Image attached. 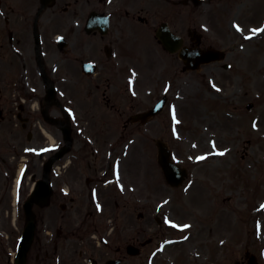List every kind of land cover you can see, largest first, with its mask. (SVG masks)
I'll return each instance as SVG.
<instances>
[{"label": "flooded vegetation", "instance_id": "flooded-vegetation-1", "mask_svg": "<svg viewBox=\"0 0 264 264\" xmlns=\"http://www.w3.org/2000/svg\"><path fill=\"white\" fill-rule=\"evenodd\" d=\"M197 9L192 0H0L3 264H14L25 205L43 180L53 192L45 206L33 200L37 225L26 264H161L168 238L175 242L165 246L166 264H192L186 249L204 239L199 231L130 223L125 155L100 148H136L131 168L142 169L139 148L145 138H160L162 113L147 121L131 117L155 106L159 83L128 76L129 54L136 56L162 23L184 35L186 45L212 46L202 37L198 45L187 42L185 35L196 37L200 27L192 17ZM141 88L152 92L148 103L136 96ZM69 132L71 149L58 156Z\"/></svg>", "mask_w": 264, "mask_h": 264}, {"label": "rangeland", "instance_id": "rangeland-1", "mask_svg": "<svg viewBox=\"0 0 264 264\" xmlns=\"http://www.w3.org/2000/svg\"><path fill=\"white\" fill-rule=\"evenodd\" d=\"M217 1L206 2L192 17L198 19L207 43L226 51L225 60L183 72L178 57L150 46L133 56L128 66L130 76L156 78L160 97L167 94L173 101L161 114L156 136L168 139L173 158L190 172L185 183L173 189L165 183L152 139L145 138L139 148L141 170L131 168L130 152L136 148L126 147L129 154L122 161L129 168L125 173L129 222L157 223L158 215L163 223H191V230L204 238L186 249L192 264H233L247 252L264 264V0H249L248 7H240L244 0H228L222 10ZM210 8L220 21L217 24L214 16L212 28L211 16L204 12ZM203 23L209 28H201ZM170 70L172 75H167ZM139 93L148 103L145 90ZM250 102L252 109L247 108ZM100 149L107 155L124 147ZM133 164L138 166L137 158ZM133 208L135 217H131ZM140 211L145 213L143 219L137 218ZM169 255L164 250L161 264Z\"/></svg>", "mask_w": 264, "mask_h": 264}, {"label": "water", "instance_id": "water-1", "mask_svg": "<svg viewBox=\"0 0 264 264\" xmlns=\"http://www.w3.org/2000/svg\"><path fill=\"white\" fill-rule=\"evenodd\" d=\"M158 36L160 37L161 42L164 44L165 48L171 51H176L180 47V44L182 42V39L179 36L173 34L167 28L162 29L159 32ZM219 54L220 52L216 50L208 51L201 54L198 50L188 48H184L180 52V56L185 60V62L190 68H197L201 63L210 61L211 58L217 59ZM170 156V150L166 147L164 143L160 142L159 162L161 163L164 169L168 181L171 182L173 185H179L186 176L187 171L185 169L180 168L174 162H171ZM29 229L32 231V233L29 231ZM33 230L34 223L28 224L20 245V253L17 257V264H25L26 252L24 250H27L31 244Z\"/></svg>", "mask_w": 264, "mask_h": 264}, {"label": "snow or ice", "instance_id": "snow-or-ice-1", "mask_svg": "<svg viewBox=\"0 0 264 264\" xmlns=\"http://www.w3.org/2000/svg\"><path fill=\"white\" fill-rule=\"evenodd\" d=\"M221 155H223V153H220ZM201 159H203V157L201 158ZM187 227V226H186Z\"/></svg>", "mask_w": 264, "mask_h": 264}]
</instances>
